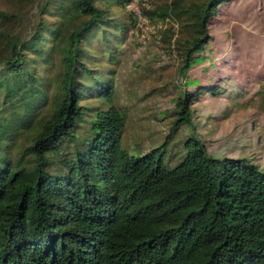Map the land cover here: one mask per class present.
<instances>
[{
    "label": "trees",
    "instance_id": "1",
    "mask_svg": "<svg viewBox=\"0 0 264 264\" xmlns=\"http://www.w3.org/2000/svg\"><path fill=\"white\" fill-rule=\"evenodd\" d=\"M8 1L0 264H264V169L249 156L211 154L192 124L194 103L223 88L187 72L213 68L209 29L232 0H137L139 12L134 0ZM25 6L36 22L23 33ZM136 14L166 26L161 42L178 58L183 88L160 114L159 143L132 153L121 145L128 108L115 71ZM262 80L254 95L264 114Z\"/></svg>",
    "mask_w": 264,
    "mask_h": 264
},
{
    "label": "rangeland",
    "instance_id": "2",
    "mask_svg": "<svg viewBox=\"0 0 264 264\" xmlns=\"http://www.w3.org/2000/svg\"><path fill=\"white\" fill-rule=\"evenodd\" d=\"M9 4L0 0L1 8ZM138 8L137 0L129 7L136 12ZM24 10L18 29L23 33L36 22L34 7ZM163 26L143 17L138 20L121 45L116 65V95L128 108L121 145L132 153L159 143L167 130V121L160 120V114L172 110L173 100L183 88L177 76L178 58L161 42ZM209 33L213 68H207V61L187 76L207 88L217 84L223 89L217 98L205 95L192 106L196 137L213 155L249 156L264 169V114L254 95L264 78V0H232L213 21ZM243 88L245 98L226 97L228 91ZM187 133L181 128L178 135Z\"/></svg>",
    "mask_w": 264,
    "mask_h": 264
},
{
    "label": "built area",
    "instance_id": "3",
    "mask_svg": "<svg viewBox=\"0 0 264 264\" xmlns=\"http://www.w3.org/2000/svg\"><path fill=\"white\" fill-rule=\"evenodd\" d=\"M138 17H139V15L138 14H136ZM140 18V17H139Z\"/></svg>",
    "mask_w": 264,
    "mask_h": 264
}]
</instances>
